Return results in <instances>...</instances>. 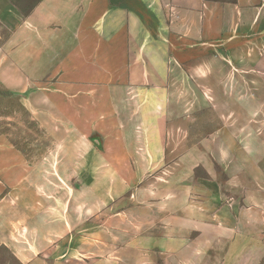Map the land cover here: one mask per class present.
<instances>
[{
    "label": "crops",
    "instance_id": "crops-1",
    "mask_svg": "<svg viewBox=\"0 0 264 264\" xmlns=\"http://www.w3.org/2000/svg\"><path fill=\"white\" fill-rule=\"evenodd\" d=\"M0 28L1 89L129 124L89 165L88 224L60 165L0 143V264H259L264 0H0Z\"/></svg>",
    "mask_w": 264,
    "mask_h": 264
},
{
    "label": "rangeland",
    "instance_id": "rangeland-1",
    "mask_svg": "<svg viewBox=\"0 0 264 264\" xmlns=\"http://www.w3.org/2000/svg\"><path fill=\"white\" fill-rule=\"evenodd\" d=\"M6 36V31L0 28V44ZM54 88L34 89L25 99L0 90V143L19 150L28 163L60 165L64 169L60 174L65 178L67 210L76 212L80 204L82 215L87 216L84 223L88 224L91 175L104 174L90 171L89 165L103 162L105 157L100 155L104 147H114L116 139L127 138L128 118L115 113L111 117L113 121L105 123L103 116L94 118L83 113L81 122L73 123L74 108L63 104L73 97ZM95 95L97 99H105L111 93ZM96 111L105 115L111 109L97 107L93 109L94 113ZM79 164L80 170L76 168ZM5 255V251L0 250V256ZM259 264H264V258Z\"/></svg>",
    "mask_w": 264,
    "mask_h": 264
},
{
    "label": "trees",
    "instance_id": "trees-1",
    "mask_svg": "<svg viewBox=\"0 0 264 264\" xmlns=\"http://www.w3.org/2000/svg\"><path fill=\"white\" fill-rule=\"evenodd\" d=\"M0 90L3 91L4 93L10 94L9 92H7V91H5V90H3V89H1V88H0ZM1 250H4V249H1ZM4 251H5V250H4Z\"/></svg>",
    "mask_w": 264,
    "mask_h": 264
}]
</instances>
